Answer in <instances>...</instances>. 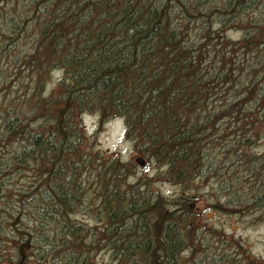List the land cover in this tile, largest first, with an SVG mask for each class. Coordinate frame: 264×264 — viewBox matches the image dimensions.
Segmentation results:
<instances>
[{
    "label": "trees",
    "instance_id": "trees-1",
    "mask_svg": "<svg viewBox=\"0 0 264 264\" xmlns=\"http://www.w3.org/2000/svg\"><path fill=\"white\" fill-rule=\"evenodd\" d=\"M3 3L12 28L0 32V262L27 264L29 248L43 264H93L98 250L112 264H260L223 230L220 253L195 256L187 190L212 186L211 211H264V0ZM85 113L122 120L143 178L111 156L86 181ZM160 178L172 196L150 189ZM28 210L36 232L2 231ZM78 210L95 224L69 215Z\"/></svg>",
    "mask_w": 264,
    "mask_h": 264
},
{
    "label": "rangeland",
    "instance_id": "rangeland-1",
    "mask_svg": "<svg viewBox=\"0 0 264 264\" xmlns=\"http://www.w3.org/2000/svg\"><path fill=\"white\" fill-rule=\"evenodd\" d=\"M4 5L5 3H3L2 5L0 4V6ZM2 9L4 11L5 8L0 7V12H2ZM7 22V17L0 21V32H3L4 29L12 28V24H10V22ZM5 23L11 26H7V24L4 25ZM8 32L10 31L5 32L6 35L9 34ZM229 34L232 38H237L238 36V33L234 31L230 32ZM27 35L23 36L25 38H22L20 41L27 43L29 40V34L27 33ZM25 53H27V51H25ZM24 76V74H20L19 78L21 80L25 79ZM56 76H58V72L54 71L53 77ZM78 128L80 129L81 136V144L78 146V149L84 150L85 154L89 155L90 159L92 158L91 162L93 163L92 166L89 168V172L87 170V174L84 175V177L87 179L86 181L91 182V180L93 179L95 175L93 167L98 168L100 162L107 161L111 156H116L117 161L121 164L128 165V174H131V177H134L135 179L138 177L143 178L147 174L146 165L142 167L139 163L135 161V156L140 154L134 150L133 142L125 136V127L121 119L112 118L109 120H105L104 122L98 123L96 115H89L88 113H85L82 117L79 118ZM255 149L258 151L264 150V139L259 141L258 144H256ZM94 159L95 161L93 162ZM53 160L55 162V158H53ZM60 168L61 171H63L64 167L62 166V164L60 165ZM60 173L63 175L66 174L65 171ZM59 176L61 175H56L57 178ZM60 178L63 177L61 176ZM56 181L60 182L59 178ZM75 181L77 182L78 180L76 179ZM148 186L151 190H156L159 188L160 192L166 195L172 196L171 193H175V186H172L169 182L161 178L159 179V181H152V184H148ZM208 187L210 190L209 193H207ZM207 188L202 187L198 190H187V195L195 196V199L197 200L193 205H191V212L198 216L195 217V227H197L198 237L201 241V247L199 248L195 256L197 258L199 256L205 257L206 255L215 256L217 255V253H220V251L225 246V244L221 245L220 242V240L224 239V235H220L223 234V230L226 231L229 235L233 234V236H236L239 239H244L250 245V250L248 253L250 259H254L260 264H264V220H260L264 217V211H256L254 213L246 215H227L218 211H211L208 205L210 201H212L210 194L212 186L207 185ZM12 212L16 214V210H13ZM93 213L95 214V212ZM94 214H90V212L87 211L83 212L82 210H78L74 213H69V215L76 219L78 222L81 220V224L85 225L86 227H90L89 224L86 222H90L91 225H94L95 221H97L96 218H94ZM257 217H259V219ZM36 218L37 217H34L33 211L28 210L26 212V215L21 217V222L17 221L12 226H6L7 228L3 227L4 230L2 231L9 232V230H12V228L19 226L20 229L18 230L21 236H23V231L30 230L32 229V227L33 229H35L36 232V226L38 224ZM206 222L211 224H207ZM21 223L25 224L22 225ZM41 229L46 230L47 225L46 229L44 226L41 227ZM226 238H228L227 235ZM23 249L21 256L27 257V264H43V262L41 261H36L35 256L30 255L29 251H27L29 248L25 250ZM74 249L78 250V248H73L71 245H68V247L64 249V251L66 252L68 250ZM227 249L229 248L227 247ZM10 250L11 249L9 247V244H6L4 246V251L2 254L8 255L12 253ZM238 254L240 256H243L240 251L238 252ZM93 255V264H112L110 262L109 255H107L105 252H100V250H98L93 252ZM3 260L0 262V264L7 263ZM9 264H15V261L10 262Z\"/></svg>",
    "mask_w": 264,
    "mask_h": 264
},
{
    "label": "water",
    "instance_id": "water-1",
    "mask_svg": "<svg viewBox=\"0 0 264 264\" xmlns=\"http://www.w3.org/2000/svg\"><path fill=\"white\" fill-rule=\"evenodd\" d=\"M136 162L140 164V166L144 167L146 164H145V160L143 157L141 156H136L135 158Z\"/></svg>",
    "mask_w": 264,
    "mask_h": 264
}]
</instances>
